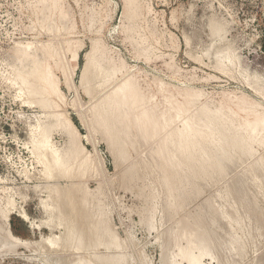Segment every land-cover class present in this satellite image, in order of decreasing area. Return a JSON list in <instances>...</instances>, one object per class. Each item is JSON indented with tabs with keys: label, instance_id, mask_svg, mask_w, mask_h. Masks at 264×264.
I'll return each instance as SVG.
<instances>
[{
	"label": "rangeland",
	"instance_id": "obj_1",
	"mask_svg": "<svg viewBox=\"0 0 264 264\" xmlns=\"http://www.w3.org/2000/svg\"><path fill=\"white\" fill-rule=\"evenodd\" d=\"M92 48L94 65L84 89L80 75ZM44 74L46 80L40 79ZM53 82L57 93L49 89ZM125 84L140 100L130 109L129 121L146 112L162 130L149 142L131 123L127 135L125 130L119 134L126 141L123 148H116L119 139L110 141L111 148L100 121L92 120ZM263 115L264 0H0V264H56L68 255H86L99 264L111 255L124 264H160L163 252L168 261L174 257L177 264H186L175 258V245L186 246L179 232H190L198 220L208 227L215 222L213 236L225 238L217 240L214 257L202 264H264V180L259 183L264 179V134L260 127L252 131L247 126ZM218 127L228 128L225 136L241 143L240 149L230 150L228 175L196 178L189 186L183 151L191 142L194 149L206 142V155L215 156ZM43 136L48 156L55 153L67 164L66 177L45 178L39 153ZM166 154L181 167H168ZM199 161L193 170H199ZM53 185L66 195L70 190L68 198H79L70 201L79 207L81 218L74 211V223L83 240L110 243V252L104 246L92 252L44 248L64 234L60 222H54V230L46 226Z\"/></svg>",
	"mask_w": 264,
	"mask_h": 264
},
{
	"label": "bare ground",
	"instance_id": "obj_2",
	"mask_svg": "<svg viewBox=\"0 0 264 264\" xmlns=\"http://www.w3.org/2000/svg\"><path fill=\"white\" fill-rule=\"evenodd\" d=\"M214 38H215V35H214ZM93 50H92V52L89 54V55H87V57H86V62H85V64H84V67L82 68V72H81V75H80V86H82V87H84V89H85V87L87 86V83H88V79H89V71H90V69L93 67V63H94V55H93V53H94V51H95V48H92ZM77 56V55H76ZM98 68H99V70H100V66H98ZM92 72V71H91ZM34 73V72H33ZM32 73V74H33ZM36 74V73H35ZM34 74V75H35ZM95 74V73H94ZM39 75V74H38ZM91 75V74H90ZM97 75V74H96ZM36 76V75H35ZM34 76V77H35ZM94 77V76H93ZM39 78L40 79H45L46 80V75L44 74V75H41V76H39ZM101 79V78H100ZM27 80H25V82H26ZM91 81V80H90ZM55 85H57V84H54V82L53 83H50L49 84V89L51 90V92H54V93H57L56 91H55V89H57L56 87H55ZM92 88H94V87H92ZM31 88H29V90H30ZM82 89V88H81ZM90 90V89H89ZM91 91V90H90ZM36 92H37V89H36ZM35 91L33 92V93H36ZM46 93H47V91H45ZM45 93V94H46ZM90 93V92H89ZM32 94V93H31ZM39 94H41L40 92H39ZM38 94V95H39ZM35 95V94H34ZM37 96V95H36ZM47 96V95H46ZM108 97V96H107ZM114 100H116L115 101V105H112V104H114L113 102H114ZM48 101V100H47ZM105 102V101H104ZM117 102V103H116ZM139 102H140V100H139V97H138V95L134 92V91H132V90H130L129 89V87H128V85L127 84H125L124 86H122V87H119L118 89H117V91L113 94V96H111V97H108V100L105 102L106 103V109H107V112L104 110V108L105 107H103L102 108V105H101V108L99 109V110H97V112H96V114H95V116H93L94 117V120H92V122L94 121V122H96V119H98L99 121H100V124L98 123L97 125H100L99 126V128L102 130V128H103V130L102 131H104V133H106L104 136H105V138H107V143H108V145L111 147V148H114L113 146H115L114 145V143H115V140H117V142L120 140V144H118V146L116 147V148H118L119 146H121L122 145V147L121 148H123V145H124V143L126 142H122V140L120 139V136H119V134L121 133V132H123L125 129H127V128H129L130 126V124L132 123V125L131 126H133L134 127V129H135V132H137V134L139 133V135H143V137H145V140H148L149 142H150V139H153V137L154 136H156L157 137V133L159 132V131H161L162 130V128H161V126L158 124V121H157V119L153 116V115H150V114H147L146 112H142L140 115H138V116H136V117H131L132 118V121H129L130 119V117H129V111H130V109H135L136 108V106H137V104H139ZM110 105H112V106H114V108L112 107V108H110ZM134 109H133V111H134ZM204 112V111H203ZM206 113V112H205ZM132 114H133V112H132ZM131 115V114H130ZM261 116H262V114H261ZM264 116V115H263ZM255 121L252 123V124H247V126H250L251 127V130L252 131H255L258 127H260L261 128V132L264 134V119H260V118H258V117H256L255 116ZM71 121V120H70ZM212 122H214V123H217V120L216 119H213V118H211V120H210V123H212ZM73 123V122H72ZM122 124V125H120L119 126V124ZM97 125H95L96 127H98ZM125 125V126H124ZM92 126V128L95 130L96 128H94L93 127V125H91ZM219 126H220V124H219ZM102 127V128H101ZM132 127V128H133ZM218 128H221V127H218ZM77 129V128H76ZM99 129V130H100ZM96 130H98V128L96 129ZM128 130V129H127ZM130 130L131 129H129V131L128 132H130ZM224 130H228V128H226V127H223V129L221 128L220 129V132H219V134H220V137H219V140H220V142L217 144V150H216V152H214V153H216V155L215 156H210V155H206V150L208 149V144H206V142H201V144L200 145H195V149H194V145L192 146V142L191 143H189V144H187V147H186V150H184L183 152H185V154L183 153V157H184V162H187L186 163V165H184V166H186L187 168V172H188V175H184V178H185V181H186V183H188V185L192 182V180L193 179H196V178H203V177H209V178H211V177H213V176H215V173H217V176L218 177H222L225 173H227V172H225L226 170H225V167H227L226 165L227 164H229L230 162H232V159H231V155H230V150L232 149H240L239 147H240V145H241V143H238L239 142V138H237V137H233V138H231V139H228L226 136H225V131ZM102 131H97L98 133L99 132H101L102 133ZM127 132H126V130H125V133H123V135L124 134H126ZM133 133V132H132ZM141 133V134H140ZM160 133V132H159ZM158 133V134H159ZM131 134V133H130ZM135 135H136V133H134ZM133 134V135H134ZM81 135V134H80ZM102 135H103V133H102ZM122 135V134H121ZM127 135V134H126ZM129 135V134H128ZM132 135V134H131ZM138 135V136H139ZM141 135V136H142ZM103 136V137H104ZM118 136H119V138H118ZM122 137H124V136H122ZM129 137H130V135H129ZM129 137L128 138H126L125 137V140L126 139H129ZM135 137H137V136H135ZM140 137V136H139ZM138 137V138H139ZM143 137H140V138H143ZM115 138H117V139H115ZM131 138H132V136H131ZM131 138H130V142H131ZM140 138H139V140H140ZM119 139V140H118ZM133 139H134V137H133ZM144 139V138H143ZM106 140V139H105ZM112 140V142H114L113 144H112V142H110ZM124 140V139H123ZM137 140V139H136ZM135 140V141H136ZM142 140V139H141ZM140 140V141H141ZM226 140V141H225ZM143 141V140H142ZM116 142V143H117ZM132 142H134V141H132ZM146 142V141H145ZM145 142H143V145H144V143ZM135 143V142H134ZM134 143H133V145H134ZM146 143H148V142H146ZM167 141H165L164 143H163V147H164V149H165V147H166V145H167ZM137 144V143H136ZM136 144H135V146H136ZM41 148H40V158H41V160H42V164L44 165V171H43V174H44V176H45V178H49L50 180L51 179H56V178H59V177H66V172H67V170H66V167H67V164L64 162V161H60L58 158H57V156L55 155V153H53V154H51L50 155V157L48 156V154L46 153V150H47V147H48V144H47V142H46V140H45V137L43 136V139H42V142H41ZM113 145V146H112ZM132 145V146H133ZM146 145V144H145ZM162 145V144H161ZM137 147H138V145H137ZM141 147V146H140ZM163 149V148H162ZM163 149V150H164ZM231 150V151H232ZM117 151V150H116ZM115 151V152H116ZM123 151V150H122ZM124 153V152H123ZM209 154V153H208ZM118 155V154H117ZM125 155V154H124ZM120 155H118V157H119ZM174 156V155H173ZM173 156H170V155H167L166 154V158H165V160H164V162H165V164L168 166V167H171L172 169H176L177 167H181V164L180 165H178L177 164V162H174V157ZM121 157H123V155L121 156ZM120 157V158H121ZM182 157V156H181ZM198 157H200V161L198 162L199 163V170L198 171H196V170H193V168H194V164H193V162L194 161H196L197 162V158ZM124 158H125V156H124ZM123 158V159H124ZM151 158V157H150ZM119 159V158H118ZM153 160V159H152ZM156 160V159H155ZM155 160H154V162H155ZM184 162H182V164L184 163ZM233 163L234 164H236L235 163V161H233ZM232 165V164H231ZM235 166H237V165H235ZM159 167V166H158ZM157 167V168H158ZM234 167V165L232 166V167H230L231 169ZM258 167H261V166H258ZM257 166H256V168H258ZM155 168V167H154ZM156 168V169H157ZM214 168V170L212 171V169ZM236 168V167H235ZM234 168V169H235ZM255 168V169H256ZM155 169V170H156ZM228 169V168H227ZM264 169V168H263ZM229 170V169H228ZM258 170H259V168H258ZM173 171V170H172ZM177 171V170H176ZM176 171L174 172L175 173V176L177 175V173H176ZM252 171H255V170H251V172ZM260 171H262V168L260 169ZM69 172V171H68ZM156 172H157V170H156ZM164 172V171H163ZM209 172V173H208ZM225 172V173H224ZM249 172V171H248ZM250 172V173H251ZM257 172H259V171H257ZM256 172V173H257ZM158 173H159V168H158ZM247 173V172H246ZM249 173V174H250ZM253 173H255V172H253ZM196 174V175H195ZM258 174V173H257ZM261 174V173H260ZM159 175V174H158ZM226 175H228V173L226 174ZM240 175H243V174H240ZM259 175V174H258ZM263 176H264V174H262ZM160 176H161V172H160ZM239 176V175H238ZM254 176H255V174H254ZM162 177V176H161ZM160 177V178H161ZM248 177V176H247ZM261 177V176H260ZM68 178V177H67ZM214 178V177H213ZM224 178H225V176H224ZM236 178H238L237 176H236ZM249 178V177H248ZM251 178V177H250ZM249 178V179H250ZM253 178H256V177H253ZM257 178H259V176L257 177ZM61 179V178H60ZM239 179L240 178H238L237 179V182H236V184H238V181H239ZM243 179H246V178H243ZM261 180H260V182L259 183H261V181L262 180H264L263 179V177L262 178H260ZM236 180V179H235ZM247 180V179H246ZM251 180H253V179H251ZM258 180V179H257ZM242 181V180H241ZM248 181V180H247ZM250 181V180H249ZM234 182V183H235ZM240 182V181H239ZM160 183V182H159ZM205 183V182H204ZM233 183V182H232ZM241 183V182H240ZM239 183V184H240ZM163 184V183H162ZM235 184V185H236ZM238 184V185H239ZM263 185H264V183H262ZM232 185H234V184H232ZM234 185V186H235ZM247 185V184H246ZM249 185V184H248ZM252 185V184H251ZM254 185H256V184H254ZM161 187H162V185H160ZM190 186V185H189ZM234 186H233V189H234ZM50 187V186H49ZM53 187H54V185H53ZM53 187H51V188H48L49 189V194H50V196H49V198H48V201L46 202V203H50V205L49 206H47V207H45V212H48V220L46 221L47 223H46V226H48V228H50V229H53L54 230V228L56 227L57 228V224H54V222H60L59 223V226H63V228H64V234L62 235V236H59V237H57V236H54V237H52L50 240H49V242H51V244L49 245L48 243H45V245H44V243L42 244V245H44V248H45V246H48V248L46 247V250L47 249H49V247L52 249V250H56L57 252H58V247L59 246H61V249L63 248V249H70V248H73V249H75V251H82V250H84L85 252L86 251H90V252H92L93 250H95V249H97V248H99V247H103L104 246V249H106L107 251H109L110 252V250L112 249L111 248V246L112 245H110V243H109V245H104V244H101L102 242H100V244H99V241H93V243H91L90 242V244H88L89 242H87V240L86 241H84L83 239H84V232L82 231V234L83 235H80V233H81V231H80V233H78L79 232V230H81V229H79L78 231H77V228L75 227V223L74 222H78V220H77V216H74V214L76 213V212H74V211H78L77 212V215H78V213H79V207L77 206V204L76 203H73V204H76L75 206L77 207V209L78 210H75L76 208H74L75 206H73L72 205V202L70 201V199L71 198H68L69 197V195H68V193L70 192V190H69V192L67 191V195H66V192H65V190H63V189H61V188H57L58 186L56 185V189H55V187L53 188ZM77 187H78V185H77ZM81 187V186H80ZM238 187H240V186H238ZM238 187H235V190H238V189H241V188H238ZM243 187H245L244 185H243ZM249 187V186H248ZM189 188V187H188ZM191 188V187H190ZM193 188V187H192ZM229 188H230V186H229ZM228 188V189H229ZM236 188H238V189H236ZM80 189V188H79ZM245 189V188H244ZM81 190V189H80ZM246 190V189H245ZM79 191V190H78ZM84 191V190H83ZM196 191V190H195ZM233 191V190H232ZM240 191V190H239ZM247 191V190H246ZM236 191H234L233 193H235ZM242 192V191H241ZM240 192V193H241ZM253 192V191H252ZM71 193V192H70ZM181 193V192H180ZM187 193H189V191L187 192ZM226 193H228V192H226ZM232 193V192H231ZM240 193H238V194H240ZM249 193H251V190H250V192ZM79 194H80V192H79ZM78 194V195H79ZM236 195H237V193H235ZM252 194V193H251ZM254 194V193H253ZM252 194V195H253ZM71 195V194H70ZM196 195V194H195ZM236 195H235V197H236ZM80 196H82V195H80ZM194 196V195H193ZM192 196V197H193ZM227 196V195H226ZM78 197V196H77ZM231 198H232V196H230ZM234 197V196H233ZM239 197V196H238ZM244 197H246V196H244ZM81 198V197H80ZM221 198V197H220ZM222 198H224V195H223V197ZM228 198V197H227ZM243 198V197H242ZM74 199V200H73ZM77 199H79V198H77ZM77 199H75V198H73V196H72V199L71 200H73V202H77ZM234 199V198H233ZM244 200H245V198H243ZM247 199H248V197L246 198V200H245V202L247 201ZM217 200V199H216ZM228 200H229V198H228ZM231 200V199H230ZM229 200V201H230ZM239 200V199H238ZM249 200H250V198H249ZM81 201V200H80ZM224 201V200H223ZM235 201V200H234ZM251 201V200H250ZM249 201V202H250ZM79 202V201H78ZM86 202H87V200H86ZM206 202V201H205ZM235 202H237V200L235 201ZM241 202V201H240ZM208 203H211V202H208ZM213 203V202H212ZM225 203V202H224ZM223 203V204H224ZM242 203H243V201H242ZM82 204V203H81ZM205 204V203H204ZM219 204H220V202H219ZM229 204H230V202H229ZM233 204V203H232ZM240 204V203H239ZM251 204V203H250ZM90 205V204H89ZM213 205H214V203H213ZM228 205V204H227ZM238 204H236V206H237ZM242 205V204H241ZM252 205V204H251ZM83 206V205H82ZM85 206V205H84ZM83 206V207H84ZM209 206V205H208ZM215 206V205H214ZM217 206V205H216ZM219 206V205H218ZM232 206V205H231ZM235 206V207H236ZM239 206V205H238ZM237 206V207H238ZM244 206H246V205H244ZM228 207V206H227ZM249 207H250V205H249ZM85 208V207H84ZM87 208H88V204H87ZM202 208H203V206H202ZM205 208V207H204ZM210 208V207H209ZM214 208V207H213ZM219 208H220V206H219ZM222 208V207H221ZM220 208V209H221ZM242 208H244L243 206H242ZM250 208H253V207H250ZM215 209H216V207H215ZM218 209V208H217ZM224 209H225V207H224ZM249 209V208H248ZM248 209H247V212H248ZM81 210V209H80ZM83 210V209H82ZM245 211L246 210V208L245 209H242V211ZM251 210V213H252V210L253 209H250ZM86 211V210H85ZM84 211V212H85ZM88 211V210H87ZM93 211V210H92ZM204 211H205V209H204ZM237 211H238V209H237ZM83 212V211H82ZM81 212V214H83ZM246 212V211H245ZM245 212H244V216H245ZM250 212V211H249ZM253 212H254V210H253ZM88 213V212H87ZM216 213V212H215ZM214 213V214H215ZM222 213V212H221ZM233 213V212H232ZM238 213V212H237ZM250 213V214H251ZM91 214V213H90ZM202 214H204V213H202ZM228 214H230V213H228ZM240 214V213H239ZM249 214V215H250ZM85 215V214H84ZM84 215H82V216H84ZM86 215H88V214H86ZM227 215V214H226ZM232 215H234V214H232ZM241 215V214H240ZM252 215V214H251ZM79 216H80V213H79ZM199 216V215H198ZM221 216V215H220ZM225 216V215H224ZM231 216V215H230ZM255 216V215H254ZM254 216H252V217H254ZM264 216V215H263ZM87 217H89V216H87ZM200 217H201V215H200ZM206 217V216H205ZM214 217H216V215L214 216ZM239 217V216H238ZM241 217V216H240ZM247 217H248V215H247ZM250 217V216H249ZM248 217V218H249ZM78 218H81V216L80 217H78ZM90 218V219H89ZM89 218H87V222H89L88 221V219L91 221V222H93L94 223V221H96L97 220V218H95L94 216H90ZM209 218H212L211 217V215H209V217H207L206 219H209ZM229 218V217H228ZM261 218V217H260ZM83 219H85V218H83ZM82 219V220H83ZM215 219V218H214ZM213 219V220H214ZM219 219V218H218ZM243 219V218H242ZM249 219H251V218H249ZM253 219V218H252ZM28 220V219H27ZM81 220V219H80ZM79 220V221H80ZM111 220V219H110ZM217 220V219H216ZM246 220V219H245ZM248 220V219H247ZM257 220V219H256ZM201 221H204V219L202 220L201 219ZM225 221V220H224ZM250 221V220H249ZM260 221V220H259ZM32 222V221H31ZM61 222L63 223V224H61ZM233 222V221H232ZM237 222V221H236ZM251 222H252V220H251ZM82 223H84V222H82ZM190 223H193V222H190ZM211 223V225L210 224H208V225H210L211 227H212V224L214 225V223L215 222H210ZM243 223V222H242ZM262 223V222H261ZM260 223V224H261ZM87 224V223H86ZM91 224V223H90ZM186 224H189V223H186ZM222 224V227H223V224H224V222H222L221 223ZM226 224V223H225ZM231 224V223H230ZM244 225H245V223H243ZM248 224V223H247ZM256 224V223H255ZM45 225V224H44ZM43 225V226H44ZM77 225V224H76ZM92 225V224H91ZM94 225V224H93ZM108 225V224H107ZM192 225V224H191ZM216 225V224H215ZM235 225V224H234ZM233 225V226H234ZM240 225V224H239ZM80 226V225H79ZM96 226V225H95ZM193 228H192V230L189 232L188 230H190V228L188 229V230H185L186 229V227H184V226H182V228H184L183 230H185L186 232L188 231V233H185V234H181V232H179L180 233V240L182 241V240H185V242H186V246L185 247H181L180 245H179V242H178V244H176L175 245V247L177 248V253H176V255H175V258H177V257H179L180 258V260H181V262H185L186 264H202V260L204 259V258H211L212 259V256L214 255L213 253H215V249H216V244H217V240H219L220 242L221 241H223V239H225V238H221L220 236L218 237L219 239H217V237H215V236H213L214 235V231L212 232V229L213 228H211V227H208L207 225H204V222H200L199 220L198 221H195V223L193 224ZM231 226V225H230ZM237 226V225H236ZM253 226H254V222H253ZM31 227H33V226H31ZM105 227V226H104ZM109 227V226H108ZM216 227V226H215ZM219 227V226H218ZM235 227V226H234ZM243 227V226H242ZM241 227V228H242ZM251 227V226H250ZM262 227V226H261ZM89 228V227H88ZM95 228V227H94ZM181 228V229H182ZM224 228H225V225H224ZM228 228H230L229 226H228ZM254 228V227H253ZM252 228V229H253ZM84 229H86V228H84ZM99 229V228H98ZM101 229V228H100ZM105 229V228H104ZM103 229V230H104ZM179 229V228H178ZM246 229V228H245ZM62 230V229H61ZM102 230V229H101ZM101 230H98L97 231V234L99 235V236H101L102 235V231ZM219 230V229H218ZM222 230H223V228H222ZM255 230V229H254ZM94 231V230H93ZM105 231H106V229H105ZM110 231V230H109ZM171 231V233L173 232V230H170ZM169 231V232H170ZM178 231H180V229L179 230H177L176 231V233L178 232ZM235 231H237V230H235ZM241 231V230H240ZM246 231V230H245ZM251 231H253V230H251ZM257 231V230H256ZM56 232V231H55ZM87 232V231H86ZM85 232V233H86ZM228 232V231H227ZM254 232V231H253ZM258 232V231H257ZM260 232V231H259ZM62 233V232H61ZM88 233H90V232H88ZM92 233V232H91ZM90 233V234H91ZM111 233H113V232H111ZM175 233V232H174ZM179 233H177V234H179ZM217 233V232H216ZM250 233V232H249ZM87 234V233H86ZM219 234V233H218ZM218 234H216V235H218ZM221 234V233H220ZM231 234V233H230ZM264 234V233H263ZM176 235V234H175ZM182 235V236H181ZM222 235V234H221ZM226 235V234H225ZM233 235H234V233H233ZM240 235V234H239ZM238 235V236H239ZM246 235V234H245ZM254 235V234H253ZM252 235V236H253ZM81 236H83L82 238H81ZM87 236V235H86ZM92 236V235H91ZM170 236V235H169ZM171 236H172V234H171ZM170 236V237H171ZM243 236V235H242ZM247 236V235H246ZM257 236V235H256ZM263 236V235H262ZM88 237V236H87ZM106 237V236H105ZM115 237V236H114ZM176 237V236H175ZM224 237V236H223ZM228 237V236H227ZM10 238H12V239H14L15 240V242H17V244H21V242L18 240V239H15V238H13L12 236L10 237ZM92 238V237H91ZM116 238V237H115ZM169 238V237H168ZM231 238V237H230ZM229 238V239H230ZM233 238V237H232ZM236 238H238V237H236ZM235 238V239H236ZM105 239V238H104ZM44 240V239H43ZM42 240V241H43ZM46 240V239H45ZM92 240V239H91ZM95 240H96V238H95ZM116 240H117V238H116ZM161 240H163V239H161ZM161 240H160V243H161ZM244 240H245V238H244ZM41 241V242H42ZM105 241V240H104ZM115 241V240H114ZM171 241V240H170ZM172 241H173V239H172ZM177 241H179L178 240V237H177V239H176V242ZM238 241V240H237ZM251 241V240H250ZM249 241V242H250ZM85 242H87V244H85ZM98 242V243H97ZM164 242V241H163ZM175 242V243H176ZM241 242V241H240ZM105 243V242H104ZM118 243V242H117ZM168 243H169V241H168ZM171 243V242H170ZM174 243V244H175ZM184 243V242H183ZM224 243H226V242H224ZM246 243V242H245ZM11 244V243H10ZM111 244H112V242H111ZM222 244V243H221ZM241 244H244V243H241ZM256 244V243H255ZM120 245V244H119ZM119 245H115L114 246V249H118L119 247ZM240 245V244H239ZM250 245V244H249ZM253 244H251V246H252ZM11 246V245H10ZM29 246V245H28ZM163 246V245H162ZM182 246H184V245H182ZM224 245H222V247H223ZM228 246H230V245H228ZM232 246H233V244H232ZM12 247V246H11ZM16 247V246H15ZM18 247V246H17ZM33 247V246H32ZM164 247V246H163ZM241 247V246H240ZM256 247V246H255ZM7 248V247H6ZM121 248H122V245H121ZM169 248V247H168ZM245 248V247H244ZM14 249V248H13ZM16 249V248H15ZM50 249V250H51ZM60 249V248H59ZM172 249V248H171ZM171 249L169 250L168 249V251H171ZM234 249V248H233ZM236 249V248H235ZM42 250V249H41ZM43 250H45V249H43ZM121 250V249H120ZM124 250V249H123ZM122 250V251H123ZM221 250H223V249H221ZM241 250V249H240ZM239 250V251H240ZM14 251V250H13ZM77 251V252H78ZM117 251V250H116ZM163 251H165V250H163ZM167 251V250H166ZM167 251V252H168ZM176 251V250H175ZM197 251V254H195L194 252H196ZM238 251V252H239ZM7 252V251H6ZM15 252V251H14ZM45 252V251H44ZM50 252V251H49ZM63 252H64V250H63ZM62 252V253H63ZM69 252V251H68ZM112 252V251H111ZM121 252V251H120ZM172 252H173V250H172ZM219 252V251H218ZM222 252H224V251H222ZM229 252V250L226 252V253H228ZM53 254H54V252H52ZM74 253V252H73ZM84 253V252H83ZM88 253V252H87ZM230 253H231V251H230ZM229 253V254H230ZM239 253H241V252H239ZM243 254H244V252H242ZM246 253V252H245ZM5 254V253H4ZM65 254V253H64ZM69 254V253H68ZM76 254H79V253H76ZM76 254L74 253V255L76 256ZM86 254V253H85ZM93 254V253H92ZM120 254V253H119ZM170 254H172V253H170ZM238 254V253H237ZM3 255V254H2ZM73 255V254H72ZM91 255V254H90ZM99 255V254H98ZM102 255V254H101ZM114 255H116V254H114ZM220 255V254H219ZM219 255L217 256V257H219ZM233 255V254H232ZM235 255V254H234ZM233 255V256H234ZM247 255V254H246ZM57 256V255H56ZM55 256V257H56ZM66 256V255H65ZM69 256V255H68ZM68 256H66V258H62V257H60L59 258V260L58 261H56L57 263L56 264H97V262H98V264L100 263V261H97L96 259H94V260H96L95 262H93L94 260H93V258H92V260L93 261H90V260H88V258L86 257L85 258V256H79V255H77V257H68ZM70 256H71V253H70ZM116 256H119V255H116ZM169 256V255H168ZM227 256V255H226ZM239 256H240V254H239ZM244 256V255H243ZM261 256V255H260ZM68 257V258H67ZM126 257V256H125ZM128 257V256H127ZM214 257V256H213ZM229 257V256H228ZM228 257H226V258H228ZM238 257V256H237ZM98 258H100V257H98ZM104 258H105V256H104ZM119 258H120V256H119ZM118 257H115V256H113V255H111V256H108V257H106L105 259H101L102 261H103V264H124L120 259H119ZM167 257V255L163 252L162 254H161V261H160V264H177L175 261H174V257H172V261H168V259L170 258H168ZM220 258H221V256H220ZM220 258H218V260L220 259ZM223 258V257H222ZM230 258V257H229ZM235 258V257H234ZM233 258V259H234ZM55 259V258H54ZM125 259V258H124ZM127 259H129V258H127ZM171 259V258H170ZM215 259V258H214ZM225 259V258H224ZM233 259H229V260H233ZM238 260H239V258H237ZM260 259V258H259ZM223 260V259H222ZM221 260V261H222ZM255 260V259H254ZM261 260H262V258H261ZM101 261V262H102ZM129 261V260H128ZM217 261V260H216ZM234 261V260H233ZM242 261V260H241ZM260 261V260H259ZM264 261V260H263ZM127 262V261H126ZM178 262H179V260H178ZM212 262H214V261H212ZM219 262V261H218ZM235 262V261H234ZM239 262V261H238ZM262 262V261H261ZM53 263V262H52ZM55 263V262H54ZM128 263V262H127ZM225 263V262H224ZM229 263V262H228ZM233 263V262H232ZM180 264V263H179ZM220 264V263H219ZM222 264H223V262H222ZM226 264V263H225ZM230 264V263H229ZM236 264H238V263H236ZM240 264V263H239ZM260 264H262V263H260Z\"/></svg>",
	"mask_w": 264,
	"mask_h": 264
}]
</instances>
